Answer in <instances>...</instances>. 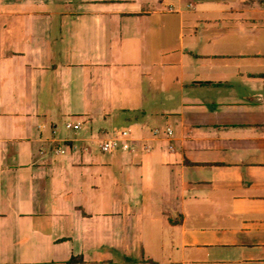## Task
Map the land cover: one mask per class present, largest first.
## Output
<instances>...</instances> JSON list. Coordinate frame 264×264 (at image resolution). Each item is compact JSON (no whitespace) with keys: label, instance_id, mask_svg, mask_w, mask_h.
Here are the masks:
<instances>
[{"label":"crops","instance_id":"crops-1","mask_svg":"<svg viewBox=\"0 0 264 264\" xmlns=\"http://www.w3.org/2000/svg\"><path fill=\"white\" fill-rule=\"evenodd\" d=\"M148 261L264 264V0H0V264Z\"/></svg>","mask_w":264,"mask_h":264},{"label":"built area","instance_id":"built-area-1","mask_svg":"<svg viewBox=\"0 0 264 264\" xmlns=\"http://www.w3.org/2000/svg\"><path fill=\"white\" fill-rule=\"evenodd\" d=\"M65 128L68 130H74L77 131L81 128V124L80 122H67L65 123ZM157 129L154 130L155 133H157ZM168 135L172 134V131L170 129L166 130ZM124 141H129L131 142L133 145H136V139L131 138L129 133L127 131H123L119 134H116L110 138H105V139H98V146L99 149L102 152H111L114 149H117ZM144 148L149 149V146L146 145ZM60 152H64V150L62 149V147L57 148Z\"/></svg>","mask_w":264,"mask_h":264},{"label":"trees","instance_id":"trees-1","mask_svg":"<svg viewBox=\"0 0 264 264\" xmlns=\"http://www.w3.org/2000/svg\"><path fill=\"white\" fill-rule=\"evenodd\" d=\"M149 264H158L156 262H153V261H148Z\"/></svg>","mask_w":264,"mask_h":264}]
</instances>
